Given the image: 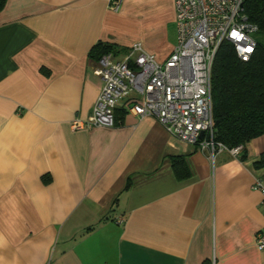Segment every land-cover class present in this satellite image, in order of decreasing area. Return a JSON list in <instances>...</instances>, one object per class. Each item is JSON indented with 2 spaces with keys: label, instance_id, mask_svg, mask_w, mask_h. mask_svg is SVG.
<instances>
[{
  "label": "crops",
  "instance_id": "obj_1",
  "mask_svg": "<svg viewBox=\"0 0 264 264\" xmlns=\"http://www.w3.org/2000/svg\"><path fill=\"white\" fill-rule=\"evenodd\" d=\"M6 0L0 11V264H264V135L213 160L156 120L73 130L101 81L92 49L140 44L164 62L177 43L174 0ZM148 6L154 12L143 14ZM174 25L173 40L167 26ZM191 175L177 180L171 159Z\"/></svg>",
  "mask_w": 264,
  "mask_h": 264
},
{
  "label": "built area",
  "instance_id": "obj_2",
  "mask_svg": "<svg viewBox=\"0 0 264 264\" xmlns=\"http://www.w3.org/2000/svg\"><path fill=\"white\" fill-rule=\"evenodd\" d=\"M122 1L109 0V9L117 11ZM174 10L177 43L170 56L158 62L136 44L119 59L111 53L99 57L94 73L101 88L92 114L70 126L73 130L116 127L115 104L133 92L138 100L127 109L133 116L158 121L172 137L198 147L212 160L221 151L238 155L242 147L227 149L213 138L211 70L224 42L240 61H249L258 27L248 20L245 0H174ZM251 187L264 205V177L254 178ZM254 245L264 252V228L256 233Z\"/></svg>",
  "mask_w": 264,
  "mask_h": 264
},
{
  "label": "trees",
  "instance_id": "obj_3",
  "mask_svg": "<svg viewBox=\"0 0 264 264\" xmlns=\"http://www.w3.org/2000/svg\"><path fill=\"white\" fill-rule=\"evenodd\" d=\"M5 3L0 0V11ZM245 13L258 27L254 54L242 62L224 42L211 70L213 138L227 149H244L251 140L264 135V0H245ZM124 52L115 45L98 43L92 56L97 61L104 54ZM170 165L177 180L191 175L181 157L172 158Z\"/></svg>",
  "mask_w": 264,
  "mask_h": 264
},
{
  "label": "rangeland",
  "instance_id": "obj_4",
  "mask_svg": "<svg viewBox=\"0 0 264 264\" xmlns=\"http://www.w3.org/2000/svg\"><path fill=\"white\" fill-rule=\"evenodd\" d=\"M148 0H126V2H128L129 4H135L137 3V6L141 7V6H145ZM154 11L150 8H148V6H146L145 8L142 9V13L143 14H150L153 13ZM174 25L169 24L167 26V39L169 42H171L173 40V34H174Z\"/></svg>",
  "mask_w": 264,
  "mask_h": 264
},
{
  "label": "snow or ice",
  "instance_id": "obj_5",
  "mask_svg": "<svg viewBox=\"0 0 264 264\" xmlns=\"http://www.w3.org/2000/svg\"><path fill=\"white\" fill-rule=\"evenodd\" d=\"M248 51H250V49H247Z\"/></svg>",
  "mask_w": 264,
  "mask_h": 264
}]
</instances>
